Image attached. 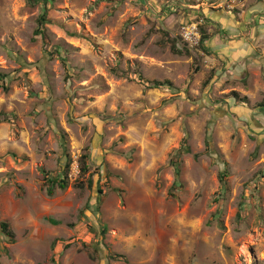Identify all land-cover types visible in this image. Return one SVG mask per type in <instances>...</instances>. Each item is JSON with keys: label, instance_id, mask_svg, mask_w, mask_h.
I'll use <instances>...</instances> for the list:
<instances>
[{"label": "rangeland", "instance_id": "1", "mask_svg": "<svg viewBox=\"0 0 264 264\" xmlns=\"http://www.w3.org/2000/svg\"><path fill=\"white\" fill-rule=\"evenodd\" d=\"M48 8L43 37L39 7L0 0V264H264V69L205 88L210 56L173 49L204 16L189 8ZM84 155L90 173L52 189Z\"/></svg>", "mask_w": 264, "mask_h": 264}, {"label": "crops", "instance_id": "2", "mask_svg": "<svg viewBox=\"0 0 264 264\" xmlns=\"http://www.w3.org/2000/svg\"><path fill=\"white\" fill-rule=\"evenodd\" d=\"M137 1L141 13H146V10L176 13L188 8L194 10L190 15L192 18L195 13H203L211 21L207 26L210 37L207 48L215 74L224 69L233 81L250 83L252 79L248 75L257 73L260 67L264 69V43L261 42H264V4L259 0H218L219 7H223L224 2H227V7L215 12L204 10V4L200 7L193 4V0H166V3L165 0ZM216 63H220V67H216Z\"/></svg>", "mask_w": 264, "mask_h": 264}, {"label": "trees", "instance_id": "3", "mask_svg": "<svg viewBox=\"0 0 264 264\" xmlns=\"http://www.w3.org/2000/svg\"><path fill=\"white\" fill-rule=\"evenodd\" d=\"M28 2V5L30 7H39L40 8V17H39V20H38V29L36 31V35L37 36H43L45 37V31H44V28L47 24H49L51 21L48 19V13H49V8L48 6L50 4L53 5L54 3V0H27ZM198 20H202L204 21L205 23L209 24L211 21H209L208 19H206L204 16H202L201 18H198ZM206 20V21H205ZM207 24H205V26H202L201 27V33H202V42H201V49L202 51L205 53V55L208 54L209 56V49L207 48V42L208 40L210 39L208 33H207ZM178 45H179V41H174V45H173V49H174V52H176L177 54L179 55H183L184 53H187L189 54L190 53V49L189 47L183 43L182 41V38L180 37V47H181V50L178 49ZM58 51V53L61 52V49L60 47H58V49H56ZM52 54V58H54L55 55ZM64 63H65V60H63ZM215 75V71L211 72V76L209 77V79L205 82L204 84V87L206 88L209 83L213 80V77ZM163 87H172V84L170 82H152L150 84V88L152 89H159V88H163ZM3 89L5 91H8V88L3 85ZM229 98H233L235 99L237 102H239L240 104H245L247 106L250 105V101L248 98H242L240 94L236 93V92H233L231 94V96ZM261 108H263L262 105H260ZM188 149L184 152V153H188ZM181 152V151H179ZM176 153V157L174 158L175 159V164H174V167H175V171H176V175L177 177H179L180 175V169H179V158H180V154L181 153ZM15 157V156H14ZM70 166H71V163H68L67 166H66V171H65V174L62 175L60 177V179H48V182L49 184L51 185V188H55L57 186H59L62 190H65L69 187V172H70ZM91 165L89 163V157L87 155H84L81 157L80 159V178H83L85 177L87 174L90 173L91 171ZM223 182V181H222ZM176 185H180V182L176 180ZM80 188H83V184H79ZM93 186V180H89V187H92ZM181 186V185H180ZM51 189V190H52ZM55 223V222H54ZM1 227V230H2V233L7 237L9 238L11 241L14 240V234L9 226L8 223H2L0 225ZM106 232V230H105Z\"/></svg>", "mask_w": 264, "mask_h": 264}, {"label": "built area", "instance_id": "4", "mask_svg": "<svg viewBox=\"0 0 264 264\" xmlns=\"http://www.w3.org/2000/svg\"><path fill=\"white\" fill-rule=\"evenodd\" d=\"M204 21L202 20H192L188 23H185L181 28V38L183 43H185L191 51L200 52L202 56H205V53L201 51V42H202V33L201 27L204 26ZM80 176V164L78 161H75L71 166L69 173V179L75 181L79 179Z\"/></svg>", "mask_w": 264, "mask_h": 264}, {"label": "clouds", "instance_id": "5", "mask_svg": "<svg viewBox=\"0 0 264 264\" xmlns=\"http://www.w3.org/2000/svg\"><path fill=\"white\" fill-rule=\"evenodd\" d=\"M80 164V163H79ZM79 178H80V176H79Z\"/></svg>", "mask_w": 264, "mask_h": 264}]
</instances>
